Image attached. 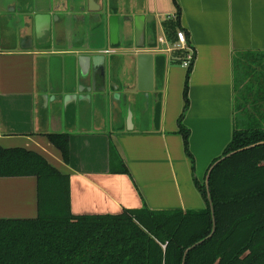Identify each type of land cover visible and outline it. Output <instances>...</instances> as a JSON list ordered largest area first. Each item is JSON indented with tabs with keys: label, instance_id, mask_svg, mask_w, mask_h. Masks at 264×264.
Returning <instances> with one entry per match:
<instances>
[{
	"label": "crops",
	"instance_id": "1",
	"mask_svg": "<svg viewBox=\"0 0 264 264\" xmlns=\"http://www.w3.org/2000/svg\"><path fill=\"white\" fill-rule=\"evenodd\" d=\"M180 28L195 58L182 121L194 164L179 124ZM142 52L154 55L148 96L137 88ZM239 52H264V0H0V145L37 151L69 174L76 215L202 209L194 179L205 183L233 138ZM52 133L68 134L69 163ZM112 146L128 172L112 171ZM37 216L36 176H0V218Z\"/></svg>",
	"mask_w": 264,
	"mask_h": 264
},
{
	"label": "trees",
	"instance_id": "2",
	"mask_svg": "<svg viewBox=\"0 0 264 264\" xmlns=\"http://www.w3.org/2000/svg\"><path fill=\"white\" fill-rule=\"evenodd\" d=\"M175 51L182 63L188 51ZM193 61L179 124L194 164L190 132L182 122ZM234 72L241 94L235 104L234 135L221 156L236 152L210 174L215 222L206 184L197 178L207 202L202 209L153 210L144 205L118 214L76 215L69 174L37 151L0 145V176H36L38 181L37 217L0 218V264H264V143L248 147L264 141V52L237 53ZM49 138L69 163L68 134L52 133ZM111 157L112 171L128 172L113 146Z\"/></svg>",
	"mask_w": 264,
	"mask_h": 264
},
{
	"label": "water",
	"instance_id": "3",
	"mask_svg": "<svg viewBox=\"0 0 264 264\" xmlns=\"http://www.w3.org/2000/svg\"><path fill=\"white\" fill-rule=\"evenodd\" d=\"M111 13H112V15L109 18L110 27H111L112 33L113 34H117L118 33V30H119V25H120L119 24V16L116 15V14H114V11H111ZM129 19L131 20V18H129ZM141 19H143L142 16H140L139 18L138 17H135V20H136L137 25L139 24L138 21L141 20ZM137 60H138V67H139V78H138L137 88L139 89V91L145 92V95L148 96L149 95V92L154 89V85H155V82H154V55L151 52H142V53H139L137 55ZM101 74L103 75L104 79H106V73H103L102 72ZM92 83L94 84L93 90H96V84H95L96 83V78L93 80ZM131 88H132V86L127 85V89H130L131 90ZM90 89L92 90L91 87H90ZM131 119H132V111H129V116H128V122H129V124H130V120ZM263 143H264V141L259 142V143L254 144V145H251V146H248V147L256 146L258 144H263ZM248 147L241 148L240 150L246 149ZM235 152L236 151L231 152V153H229L227 155L221 156L213 164H211V166L209 167V169L207 171V175H206V179H205V184H206V187L208 189V198H209L210 203H211V209H212L213 218H214V208H213V203H212V199H211V196H210L209 185H208L209 178H210V174H211L213 168L219 162H221L226 157L234 154ZM214 222H215V218H214ZM214 230H215V227L213 228V231L211 232V234L209 236H211L213 234ZM205 239L206 238H204V239L200 240L199 242H197V243L193 244L192 246H190L186 250L185 255H187L188 252L191 249H193L197 244L202 243Z\"/></svg>",
	"mask_w": 264,
	"mask_h": 264
},
{
	"label": "built area",
	"instance_id": "4",
	"mask_svg": "<svg viewBox=\"0 0 264 264\" xmlns=\"http://www.w3.org/2000/svg\"><path fill=\"white\" fill-rule=\"evenodd\" d=\"M160 42L162 44H167V40L164 37L160 38ZM172 47L173 49H184L188 51L182 64L183 66L189 67L192 61L194 60V53L192 49L190 48V46H188V40L183 30H179L177 32V42ZM168 50H171V47L168 48Z\"/></svg>",
	"mask_w": 264,
	"mask_h": 264
},
{
	"label": "rangeland",
	"instance_id": "5",
	"mask_svg": "<svg viewBox=\"0 0 264 264\" xmlns=\"http://www.w3.org/2000/svg\"><path fill=\"white\" fill-rule=\"evenodd\" d=\"M238 75V74H237ZM238 77H239V75H238ZM238 77H237V79H238ZM236 85H237V91H236V93H235V96H236V101H238V98L240 99V94H241V90H240V88H239V85H240V82L239 81H237L236 82ZM237 104H238V102H236Z\"/></svg>",
	"mask_w": 264,
	"mask_h": 264
}]
</instances>
